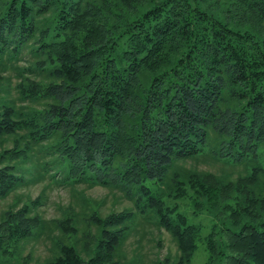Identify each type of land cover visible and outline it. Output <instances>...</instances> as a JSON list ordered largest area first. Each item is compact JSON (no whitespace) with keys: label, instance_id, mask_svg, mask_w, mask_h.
<instances>
[{"label":"trees","instance_id":"obj_1","mask_svg":"<svg viewBox=\"0 0 264 264\" xmlns=\"http://www.w3.org/2000/svg\"><path fill=\"white\" fill-rule=\"evenodd\" d=\"M8 67L0 199L44 182L132 205L103 213L80 195L46 219L42 195L12 204L0 264H30L46 232L35 264H148L124 250L139 221L175 242L154 264H192L200 245L203 264H264V0H0ZM200 158L221 170L179 167Z\"/></svg>","mask_w":264,"mask_h":264},{"label":"rangeland","instance_id":"obj_2","mask_svg":"<svg viewBox=\"0 0 264 264\" xmlns=\"http://www.w3.org/2000/svg\"><path fill=\"white\" fill-rule=\"evenodd\" d=\"M28 54L23 55V58L17 62L16 67L23 68L30 63ZM17 68L8 67L5 69L0 68V76L11 75L14 81H17L16 71ZM11 85V86H12ZM13 88V87H12ZM13 97H16L14 91L11 92ZM182 168L186 169H198V170H210L219 172L221 169L218 165L213 164L210 159L200 158L198 161H186L180 163ZM219 167V168H218ZM44 182H28V184L22 185L17 188L16 191L11 193L8 197L0 199V214L12 204H21V202L35 198L37 195H42L44 205H42L38 212L46 219L60 218L62 217V211L67 204H72L73 199L77 196H85L92 201H103L102 212L107 213L110 209L120 210L123 207H131L132 203L121 197L116 196L107 188L102 186H88L78 185L76 187H70L68 185L53 184L51 187L45 188ZM76 211L84 210L83 207L77 206ZM190 217L191 222H201L202 216ZM206 230V227L205 229ZM47 232L43 234L39 239L30 241L22 256L30 257V264H35L36 261L46 257L49 253L50 241L48 239ZM144 253L146 262L148 264H154L157 258H163L167 254H175L176 245L168 232L163 229H159L154 225H150L145 221H139L136 231L130 236L126 242L125 251L131 255V249L136 248ZM205 260V252L200 245L192 258V264H203Z\"/></svg>","mask_w":264,"mask_h":264}]
</instances>
